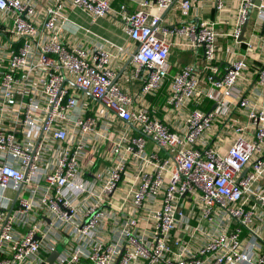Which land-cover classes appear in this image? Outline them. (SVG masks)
Returning <instances> with one entry per match:
<instances>
[{"label":"built area","instance_id":"2783aa9c","mask_svg":"<svg viewBox=\"0 0 264 264\" xmlns=\"http://www.w3.org/2000/svg\"><path fill=\"white\" fill-rule=\"evenodd\" d=\"M131 1L127 14L111 0H0V264H264V64L250 95L237 92L256 37L221 73L216 21L167 25L159 13L174 0L156 12ZM194 1L180 0L182 15ZM198 1L221 14L228 0ZM68 7L121 15L134 51L73 42ZM252 9L264 45V0H241L230 35L240 41ZM176 38L203 51L209 86L186 65L160 118L149 98L170 78ZM124 51L135 93L116 75ZM219 120L226 151L223 134L208 136Z\"/></svg>","mask_w":264,"mask_h":264},{"label":"crops","instance_id":"0c3cea01","mask_svg":"<svg viewBox=\"0 0 264 264\" xmlns=\"http://www.w3.org/2000/svg\"><path fill=\"white\" fill-rule=\"evenodd\" d=\"M113 8L116 11H121L125 7L127 14L133 13L138 9V5L131 0H111ZM152 4L153 12H156L154 6L155 0H149ZM241 0H228L227 8L223 13L219 14L212 3H200L198 0L193 2V7L188 16L181 14L180 0H176L167 9L162 10L159 14L162 18L163 24L173 25L183 22H198L201 18L211 19L216 21V29L220 34L218 38L217 59L215 65L218 66L220 72L224 71L227 63L237 58H241L245 51V39L256 37L257 48L252 52V57H249V67L245 74V79H241L237 87V92L240 96H248L256 87L258 81V70L264 64V48L260 47L262 41L261 26L258 21V13L252 9L248 14L247 30L244 33V40H235L230 33L236 22V11L240 5ZM69 20L66 21L65 27L69 30L67 37L73 42H79L87 46L102 45L107 49L116 51L118 47H124L129 52L134 51L136 44L128 37L124 29V21L121 15L108 16L105 18L93 19L90 14L78 8H67ZM179 45H174L171 48L169 61V75L170 78L164 87L154 96L149 98L152 106L158 109V116L160 118L164 115V109L168 98V87L172 76L181 71L183 67L189 64H194L197 68H201L203 87H208L207 80L209 69H205L204 57L202 50H191L185 47L187 41L185 39L176 38ZM115 70L118 81L130 93H135L139 90L142 82L139 79L132 78L133 66L130 61V56L127 51L120 54L115 61ZM255 102L259 106H264V94L261 97H255ZM211 109H214V104ZM210 109V110H211ZM176 117V115H174ZM230 117L241 123H247V118L240 113L237 108L231 112ZM177 118V117H176ZM178 123V121H177ZM227 129H231V125L226 120H219L215 123L211 133V141L216 140L217 134L221 133L226 139V143L222 144L224 151L232 144L233 137L227 133Z\"/></svg>","mask_w":264,"mask_h":264},{"label":"trees","instance_id":"16d2710c","mask_svg":"<svg viewBox=\"0 0 264 264\" xmlns=\"http://www.w3.org/2000/svg\"><path fill=\"white\" fill-rule=\"evenodd\" d=\"M212 106H213V101L209 99H205L200 108L205 111H209L212 108Z\"/></svg>","mask_w":264,"mask_h":264},{"label":"water","instance_id":"95a60500","mask_svg":"<svg viewBox=\"0 0 264 264\" xmlns=\"http://www.w3.org/2000/svg\"><path fill=\"white\" fill-rule=\"evenodd\" d=\"M176 0H174V2H175ZM155 2H156V0H155ZM247 30V22H246V24L244 25V27H243V31H242V35L240 36V40H244V33H245V31ZM131 60V59H130ZM216 107V104H214V108ZM54 257V256H53ZM52 257V258H53ZM51 261H52V259H51Z\"/></svg>","mask_w":264,"mask_h":264}]
</instances>
